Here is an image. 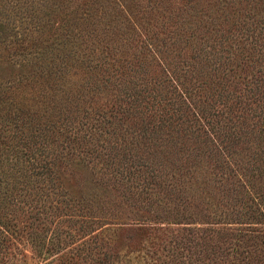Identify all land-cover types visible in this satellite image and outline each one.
Returning a JSON list of instances; mask_svg holds the SVG:
<instances>
[{
	"label": "rangeland",
	"instance_id": "1",
	"mask_svg": "<svg viewBox=\"0 0 264 264\" xmlns=\"http://www.w3.org/2000/svg\"><path fill=\"white\" fill-rule=\"evenodd\" d=\"M263 14L264 0H0V243L6 250L36 261V253L47 256L48 247L68 240L94 257L98 242L116 256L112 264H170L167 242L183 235L181 224L155 230V206L145 212L130 205L128 192L144 195L138 179L154 166H166L171 186L169 173L179 176L171 163L196 156L212 165L208 140L229 144L239 163L260 156L264 24L252 21ZM31 38L37 46L18 52ZM52 101L68 126L55 135L52 189L35 183L33 196L20 165L7 161L13 108ZM122 175L127 192L117 184L125 183ZM146 186L165 201L167 190ZM187 187L193 185L174 195L187 197ZM64 193L78 209L71 219L63 216ZM129 211L148 215L150 229L113 223L129 221ZM85 234L97 242L87 237L80 246Z\"/></svg>",
	"mask_w": 264,
	"mask_h": 264
},
{
	"label": "trees",
	"instance_id": "2",
	"mask_svg": "<svg viewBox=\"0 0 264 264\" xmlns=\"http://www.w3.org/2000/svg\"><path fill=\"white\" fill-rule=\"evenodd\" d=\"M248 13V15H244L247 16L246 18L256 14L255 11L251 14ZM259 19H253L252 22H263L264 24V14ZM242 29L248 30L247 26ZM31 39L30 42L23 40V47L20 44L17 45L18 52L27 47L37 46L35 39ZM252 44L255 46V40ZM237 100H231L233 101L231 106H235ZM60 110L58 101L44 102L38 108L28 106L27 109H21L17 105L13 108L12 118L14 121L10 127L13 128V132L10 136L11 144L7 147L10 154L7 161H14L16 162L14 164L20 165L17 172L24 177L26 182L33 183L31 186H34L30 188L33 196H35V192L37 193L38 185L35 183L44 184L46 191L52 189V175L55 173L52 148L55 135H62L65 127L68 126L67 121L58 119ZM2 112H6V110H2ZM208 141L214 155L212 165H205L204 159L196 158V156L190 163H185V158L184 164L171 163L170 168H173L180 176H173L169 173V177L173 178L171 186H166L165 183V165H159L158 168L154 166L152 170H145L149 167L143 165L145 175L148 176L147 179H138V184H143L139 190H142L143 193L145 191V194L142 195L136 191L134 193L130 190L128 192L130 195L128 199L132 203L130 205L137 204L145 212L148 211L149 206L154 205L156 209L153 218L158 225L155 230H177L178 226L174 225L181 224L183 235L176 234L175 238L171 236L167 242L168 244L172 243L170 247L172 257L170 260L168 259L170 264H182L183 257L188 264H264V146L258 151L260 156L254 154V160L246 159L243 163H239L231 153L228 154L231 150L229 144L216 145L214 142ZM2 142L5 143V139ZM243 148L251 149L250 146H243ZM190 173L194 175L190 176ZM153 176L160 180L156 182L152 178L151 181L149 178ZM186 176L191 178V182L186 179ZM122 178L121 180H124L125 183L117 184L120 185L122 192H127L128 176L122 175ZM96 182L103 185V182L99 180ZM189 183L193 187L190 189L187 187L189 191L185 197L180 194L181 186L183 184L186 186ZM147 184L159 187L158 190H162V192L167 190L168 195H163L165 201L154 194L151 197L149 189L146 190ZM174 191L180 192V197L174 195ZM203 193L210 196L214 203L204 202L203 196H201ZM62 196L63 216L69 219L77 216L75 212L78 209L72 206L65 193ZM120 202L128 203L124 197L120 199ZM129 213L133 214L128 215L129 221H126V218L124 221L120 219V222L113 221V223L135 225L138 229L144 230L150 229V226H144L151 223L148 215L131 213V211ZM107 218L112 220L105 217V219ZM86 235L80 237L82 242L80 246L88 237ZM66 236L68 238V233ZM97 238L96 235H93L89 241L96 243ZM75 242L66 240L62 241V244L57 246L58 248L49 249L48 247L46 249L47 256L36 253V255L38 254L36 261L26 260L23 258V254L20 257H15L16 253L15 255L11 254L6 250L8 246L0 243V264H87V258L88 264H112L110 261L115 260L116 256L112 257L109 253L101 250L98 242V245L94 246L97 248L93 251L94 257L91 256V253L79 251L73 245ZM5 252L11 254V257H6L3 254Z\"/></svg>",
	"mask_w": 264,
	"mask_h": 264
}]
</instances>
